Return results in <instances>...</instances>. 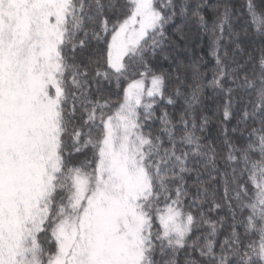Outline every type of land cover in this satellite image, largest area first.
<instances>
[{"label": "snow or ice", "instance_id": "snow-or-ice-1", "mask_svg": "<svg viewBox=\"0 0 264 264\" xmlns=\"http://www.w3.org/2000/svg\"><path fill=\"white\" fill-rule=\"evenodd\" d=\"M212 7L0 0V264H264V0Z\"/></svg>", "mask_w": 264, "mask_h": 264}, {"label": "trees", "instance_id": "trees-1", "mask_svg": "<svg viewBox=\"0 0 264 264\" xmlns=\"http://www.w3.org/2000/svg\"><path fill=\"white\" fill-rule=\"evenodd\" d=\"M191 2L195 3L197 0H191ZM205 3L213 5L212 8L206 9L203 13L206 17H210L209 23L211 24L215 19L214 12L216 5L232 4L235 6V9L239 11L244 4V0H205ZM222 10L221 8V11ZM188 36L189 39L186 45L184 42H181L182 51L179 53L181 62L184 65V71L190 76L193 67L199 68V70L205 74L206 78L210 80L216 70L215 58L211 55V34L191 28V31L188 32ZM221 102V97L214 95L212 89H206L202 99V105L198 110L200 114L207 115L212 120V123L209 125L208 135L213 143H218L222 140V137L218 135L219 126L215 123V113H217ZM211 215L216 218L215 213ZM221 215H224V213L222 212ZM240 231H243V229H240ZM219 239L222 240L223 236L221 235Z\"/></svg>", "mask_w": 264, "mask_h": 264}]
</instances>
